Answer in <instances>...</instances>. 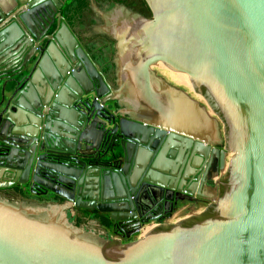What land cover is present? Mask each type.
Instances as JSON below:
<instances>
[{
    "label": "water",
    "instance_id": "95a60500",
    "mask_svg": "<svg viewBox=\"0 0 264 264\" xmlns=\"http://www.w3.org/2000/svg\"><path fill=\"white\" fill-rule=\"evenodd\" d=\"M144 1L97 9L109 80L57 0H0V264H264V0Z\"/></svg>",
    "mask_w": 264,
    "mask_h": 264
},
{
    "label": "flooded vegetation",
    "instance_id": "af4514ba",
    "mask_svg": "<svg viewBox=\"0 0 264 264\" xmlns=\"http://www.w3.org/2000/svg\"><path fill=\"white\" fill-rule=\"evenodd\" d=\"M54 5L57 7L54 16L56 20H59L61 15L69 21L74 33L83 45L89 47V51L96 53V62L103 68L105 67L106 77L109 80L114 69L112 63L114 41L104 35L95 33L93 27L103 23L97 9L108 11L117 5L144 17H150L151 15L144 0H57Z\"/></svg>",
    "mask_w": 264,
    "mask_h": 264
},
{
    "label": "bare ground",
    "instance_id": "6f19581e",
    "mask_svg": "<svg viewBox=\"0 0 264 264\" xmlns=\"http://www.w3.org/2000/svg\"><path fill=\"white\" fill-rule=\"evenodd\" d=\"M157 73L162 75L163 77H165L168 81H170L171 83L180 86V87H185L187 88V90L191 93V95L199 100L198 95L192 90L191 85L178 79L175 78L172 71L170 69H168L164 64H162L161 66H159L157 68ZM150 227H146L142 230V235H144V233H146L149 230Z\"/></svg>",
    "mask_w": 264,
    "mask_h": 264
},
{
    "label": "crops",
    "instance_id": "0c3cea01",
    "mask_svg": "<svg viewBox=\"0 0 264 264\" xmlns=\"http://www.w3.org/2000/svg\"><path fill=\"white\" fill-rule=\"evenodd\" d=\"M4 194L10 198H15L17 197L18 195L12 190V189H7L4 191ZM188 205V204H187ZM184 208V207H183ZM185 213H182L181 211H178V213H176L175 217L170 219V221H174L176 219H178L179 217H181V215H183ZM73 219L76 220L77 222H81V223H86L88 222L89 224H91L93 227L97 228L96 226V222H92V221H86V219L82 218L81 216L80 217H77L78 215H75L74 212H73Z\"/></svg>",
    "mask_w": 264,
    "mask_h": 264
},
{
    "label": "rangeland",
    "instance_id": "374dc122",
    "mask_svg": "<svg viewBox=\"0 0 264 264\" xmlns=\"http://www.w3.org/2000/svg\"><path fill=\"white\" fill-rule=\"evenodd\" d=\"M185 88V87H184ZM185 89H187V88H185ZM190 204H188V205H186V206H189ZM205 206V202H202V201H200L199 202V204H197V205H195V207L197 208V209H201V208H203Z\"/></svg>",
    "mask_w": 264,
    "mask_h": 264
},
{
    "label": "trees",
    "instance_id": "16d2710c",
    "mask_svg": "<svg viewBox=\"0 0 264 264\" xmlns=\"http://www.w3.org/2000/svg\"><path fill=\"white\" fill-rule=\"evenodd\" d=\"M78 223H81V222L78 221ZM102 223H103L104 225H108V222H106L105 220H102Z\"/></svg>",
    "mask_w": 264,
    "mask_h": 264
}]
</instances>
